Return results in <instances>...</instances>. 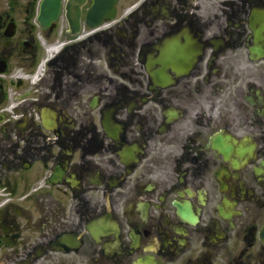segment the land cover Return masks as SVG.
Instances as JSON below:
<instances>
[{"label": "flooded vegetation", "instance_id": "flooded-vegetation-1", "mask_svg": "<svg viewBox=\"0 0 264 264\" xmlns=\"http://www.w3.org/2000/svg\"><path fill=\"white\" fill-rule=\"evenodd\" d=\"M41 2L0 0V264H264V0Z\"/></svg>", "mask_w": 264, "mask_h": 264}]
</instances>
